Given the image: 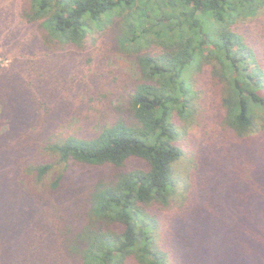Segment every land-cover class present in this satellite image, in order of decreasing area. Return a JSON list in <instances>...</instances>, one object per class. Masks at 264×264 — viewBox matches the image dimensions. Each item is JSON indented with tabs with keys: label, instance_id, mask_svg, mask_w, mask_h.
Segmentation results:
<instances>
[{
	"label": "trees",
	"instance_id": "16d2710c",
	"mask_svg": "<svg viewBox=\"0 0 264 264\" xmlns=\"http://www.w3.org/2000/svg\"><path fill=\"white\" fill-rule=\"evenodd\" d=\"M21 16L32 36L0 68V264H264V0H25ZM120 53L134 77H111ZM209 119L218 136L191 137Z\"/></svg>",
	"mask_w": 264,
	"mask_h": 264
},
{
	"label": "rangeland",
	"instance_id": "374dc122",
	"mask_svg": "<svg viewBox=\"0 0 264 264\" xmlns=\"http://www.w3.org/2000/svg\"><path fill=\"white\" fill-rule=\"evenodd\" d=\"M24 2L25 0H0V68L9 67L13 62L14 58L23 52L25 41L31 38L32 36L31 30H33V28L31 26H28L26 24L27 22L21 16ZM110 63L111 62H108V66H110ZM77 65L78 64H74L73 66ZM80 66L81 64L78 65V69ZM83 68H85L84 65L81 66V71L83 70ZM110 69L112 71L111 77L116 78L118 80L121 79L122 74H129L128 77H134L137 73V67L135 66L133 61L127 59V57H125L122 53H120L116 57V63L110 66ZM205 71V78H208L207 80L209 82H213V84L215 85V89L217 87L218 91H220L221 93H225L227 81L225 80V77L222 74L220 65L218 63L212 62V64L208 65L207 68H205ZM210 97H212L213 103H215L217 95L212 96V93H210ZM212 110L214 112L219 113L216 103L212 106ZM203 125H206V128H202L201 130L195 128L196 130L191 131V137H200V132L203 130L210 133V135L211 133H213V136H218V131L221 129V127H219L216 121H210L209 119L204 121ZM251 139H253V141L255 142L259 141L258 137H256L254 134L250 136L249 143L252 142ZM252 147L256 149L252 151H254L255 156L257 155L258 162L260 154L258 142ZM250 162L252 163V166L248 170V172L252 173L253 171V174L256 175V173L258 172L256 161L254 159H251ZM177 166H179L178 171H184L186 167V162H180L177 164ZM77 170L82 171L85 174H92L94 176L107 174L110 168H97L86 166L77 167ZM251 177L254 179L252 175L250 176V179H252ZM237 179H239V177H237Z\"/></svg>",
	"mask_w": 264,
	"mask_h": 264
}]
</instances>
